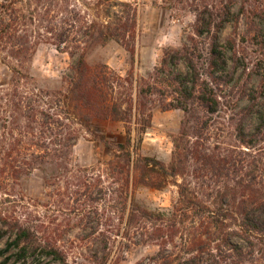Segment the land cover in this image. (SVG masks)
<instances>
[{
	"label": "trees",
	"instance_id": "1",
	"mask_svg": "<svg viewBox=\"0 0 264 264\" xmlns=\"http://www.w3.org/2000/svg\"><path fill=\"white\" fill-rule=\"evenodd\" d=\"M81 2L0 0V51L5 52L14 64L11 67V88L0 90V120H4L0 131V142L4 146L0 176L5 174L12 186H17L22 174L48 167L56 169L52 181L59 182L70 174L68 166L78 139L76 128L84 129L113 152V158L106 164L108 178L112 185L120 183L119 191L123 196L113 190L109 203L114 214H120L121 220L126 219V229L131 233L144 229L145 225L159 223L165 216L163 212L142 209L129 200L128 190L134 172L136 182L146 187L161 189L173 183L180 197L187 202L185 188L176 179L186 175L192 161L204 163L212 169L219 162L216 155L208 154L206 149L199 150L197 142L206 130V114L215 112L217 107L214 88L230 82L232 76L227 77L228 74L242 71L245 77L240 89L247 106L236 129L241 144L250 148L253 141L264 138V29L259 24L264 22V0H240L237 11L238 0H162L166 8L175 13L184 10L192 13L194 37L190 38V46L163 50L160 65L150 77L153 84L145 80L138 83L134 79L138 37L136 7L130 2L117 0ZM242 19L246 28L241 36ZM228 25L232 32L223 45L221 33ZM43 38L69 57H77L72 75L63 77L59 89L53 92L43 91L36 85L27 87L24 81L32 80V77L21 72L30 67L36 46ZM202 40L205 41L200 48ZM108 42L120 45L128 54L131 69L125 77L105 65L90 67L85 61L92 46ZM246 51H251L256 60L251 69L244 63L248 59L242 56ZM179 64L185 66L186 76L174 71ZM254 75L260 76L259 85L249 88ZM157 83L175 101L168 106L184 112L167 165L155 158L141 156L139 152L142 136L151 121L146 102L155 94L150 90ZM249 116L255 117L256 125L248 137L243 122ZM95 119L121 123L124 141L111 142L105 135L93 132L91 126ZM71 178L78 182L76 176ZM82 184L84 181L76 186L82 187ZM81 192L82 198L87 194L90 197L94 189ZM258 207L262 211L264 204L260 203ZM239 210L240 213L236 214L239 232L244 241L252 245L249 236L262 233L264 221L253 219L251 209L243 207ZM43 234L39 227L21 217L0 213V238H10L7 249L15 251L16 259L11 264H32L42 258H50L58 264H71L56 241ZM221 235L217 240L192 235L187 241L192 246V254L178 264H216L220 250H226V247L231 253L229 256L244 259L243 249ZM2 254L0 251V257Z\"/></svg>",
	"mask_w": 264,
	"mask_h": 264
},
{
	"label": "rangeland",
	"instance_id": "2",
	"mask_svg": "<svg viewBox=\"0 0 264 264\" xmlns=\"http://www.w3.org/2000/svg\"><path fill=\"white\" fill-rule=\"evenodd\" d=\"M117 1L130 2L136 7L138 37L133 74L138 83L150 81L153 70L160 65L164 49L191 45L194 17L188 10L175 13L166 8L162 0ZM239 7L240 0L235 10ZM259 24L264 29V22ZM245 28V20L242 19L241 36ZM231 32L230 25L222 31L220 40L223 45ZM204 41H201L200 48ZM242 56L248 59L244 63L251 69L256 61L254 54L246 51ZM76 61L77 57H69L43 38L36 46L30 67L21 72L32 77V80L24 81L27 87L36 85L43 91L53 92L59 89L63 77L72 75ZM85 61L90 67L105 65L121 77L131 69L128 54L114 42L92 46ZM12 66L13 61L0 51V90L11 88ZM174 71L187 75L183 64L176 66ZM230 76V82L214 88L217 107L215 112L206 114V130L197 142L199 150L206 149L208 154L216 155L220 163L212 169L204 163L190 162L186 175L176 179L185 188L187 202L180 197L173 183L161 189L146 187L137 183V174H133L129 200L132 199L142 209L165 213L161 222L145 225L144 229L131 233L126 229V219L121 220L120 214H114L109 203L113 190V193L117 191L123 196L119 191L120 183L112 185L108 178L106 164L113 158V152L95 141L86 130L77 128L78 139L68 166L70 174L59 182H53L56 169L36 168L22 174L17 186H12L5 174L1 175L0 213L21 217L23 221L39 227L44 237L56 241L71 264H178L192 254V246L187 244L192 235L217 240L220 234L243 249L245 258L237 260L229 256L231 253L226 247V250H220L216 264H264V231L251 233L250 245L241 237L239 218L236 217L239 209L246 207L251 209L253 219L264 221V209H258L260 203L264 204V138L253 141L250 148L241 144L236 129L247 106L240 89L245 77L242 71L227 77ZM259 82L260 76L254 75L248 86L256 88ZM152 87L150 92L155 94L146 102L151 112L150 127L142 136L139 152L141 156L155 158L167 165L184 112L168 106L175 101L160 84ZM3 124L4 120H0V131ZM255 125L254 116L243 122V130L248 137ZM91 129L105 135L111 142L124 141L121 123L95 119ZM3 148L0 142V159ZM72 175L78 182L84 181L82 187L76 186L78 182L71 178ZM87 187L94 189V193L82 198L81 191ZM217 220L220 222L216 223ZM9 241L7 236L0 238V251H3L0 264H11L16 259L15 251L7 249ZM32 264L58 263L42 258Z\"/></svg>",
	"mask_w": 264,
	"mask_h": 264
}]
</instances>
